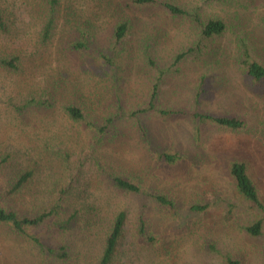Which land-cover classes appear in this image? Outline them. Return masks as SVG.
Wrapping results in <instances>:
<instances>
[{"label":"rangeland","instance_id":"1","mask_svg":"<svg viewBox=\"0 0 264 264\" xmlns=\"http://www.w3.org/2000/svg\"><path fill=\"white\" fill-rule=\"evenodd\" d=\"M171 1L190 11L201 6L202 19L217 15L227 23V29L205 38L191 17H172L163 8L123 11L122 6L111 5L110 0H76L74 5L82 7L84 18L94 24L98 44L115 59L120 89L112 98L120 96L124 116L118 123L125 133L110 147L112 160L128 169L145 171L149 165L158 178L157 188L174 200L172 207L155 203L144 209L155 238L141 249L136 237L137 208L148 200L128 202L102 188L94 154L90 148H79L73 155L71 176L80 196L73 200L74 207L84 219L86 206H94L90 216L99 226L93 237L83 239L87 253L91 258L93 252L99 251L111 218L127 208L126 239L121 246L127 264H222L219 254L237 249L247 251L246 264H264V223L263 234L256 238L249 237L242 228L264 219V79L254 80L245 74L252 61L264 64V0L213 4L204 0ZM119 2L116 0L117 5ZM15 10V33L9 39H0V48L24 55L25 69L17 75L0 69V152H23L29 143L12 116L22 94L49 88L55 79H83H75L78 58L65 45L61 23L52 44L42 47L38 43L40 22L33 6ZM62 11L65 13V7ZM117 17L130 25L124 40L113 44ZM159 75L162 80L155 107L148 109L152 86ZM111 109L116 110L117 105ZM195 112L235 116L244 121V126H221L194 117ZM161 152H177L180 157L175 164H164L158 160ZM236 159L247 163L262 207L252 206L236 190L229 174L230 164ZM18 200L29 208L27 194H21ZM194 204L206 207L198 211L193 209ZM96 215L101 218L97 220ZM75 236L80 235L66 239L74 241ZM212 239L220 250L216 255L202 247ZM75 243L82 245L80 240ZM28 255L24 254V258ZM21 257L16 262L21 264Z\"/></svg>","mask_w":264,"mask_h":264},{"label":"trees","instance_id":"2","mask_svg":"<svg viewBox=\"0 0 264 264\" xmlns=\"http://www.w3.org/2000/svg\"><path fill=\"white\" fill-rule=\"evenodd\" d=\"M204 1L213 4L232 0ZM110 3L122 6L123 11L126 8L140 10L155 7L163 8L172 17H191L198 25L200 35L205 38L220 35L227 29V23L217 15L202 19L201 6L190 11L171 0H120V5L116 0H110ZM27 5L33 6L35 17L40 22V46L52 44L53 34L61 23L64 28L62 35H66L65 45L78 58L75 79L83 78L81 81L84 82L55 79L49 88L39 87L35 93L28 90L22 94L13 108V121L19 125V131L26 134L29 143L23 152H0V264H4L2 261L16 264L20 255L21 264H127L125 253L121 251L126 239L127 208L118 210L111 218L103 231L99 251L93 252L91 258L87 253L88 246L84 241L93 237L99 226L90 216L94 206H86L88 216L86 214L84 219L74 207L73 200H79L80 196L71 182L73 155L79 148H90L95 156L97 179L102 188L113 191L119 199L124 198L128 202L148 200L137 208L136 237L141 249L155 238L150 233L144 209L148 204L155 203L172 207L174 200L165 190L157 188L158 178H155L149 165H146L145 171L128 169L112 160L110 147L121 141L125 133L118 123L124 116L120 96L119 99L112 98L120 89L116 82L115 59L98 44L94 24L84 18L82 7L74 6L77 5L76 0H0V39H9L15 33V9ZM120 17L116 18L113 44L124 40L129 29L130 22ZM0 69L10 75L23 73L25 56L15 50L0 48ZM245 74L254 80L264 79V64L252 61L245 68ZM160 80L162 75L157 76L153 83L148 109L155 107ZM115 105L117 109L112 111ZM161 112L173 113L167 110ZM193 116L232 129L244 126V121L235 116L199 112ZM161 153L158 160L164 164H175L180 157L177 152ZM229 174L242 199L252 206L262 207L258 187L248 172L247 163L233 160ZM24 193L31 200L29 208L18 200ZM192 207L200 211L206 205L194 204ZM100 218L96 215L97 220ZM263 223L264 219H257L242 228L249 237L256 238L263 234ZM75 234L80 236H75L74 241L66 239ZM76 240L82 242L80 247L74 244ZM217 245V241L212 239L202 247L204 251L216 255L220 252ZM26 253L30 254L28 258H24ZM234 253L219 254L222 264L248 262L246 250L237 249Z\"/></svg>","mask_w":264,"mask_h":264}]
</instances>
